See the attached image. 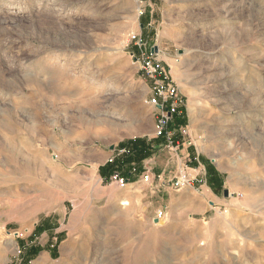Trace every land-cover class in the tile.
Wrapping results in <instances>:
<instances>
[{"label": "rangeland", "instance_id": "374dc122", "mask_svg": "<svg viewBox=\"0 0 264 264\" xmlns=\"http://www.w3.org/2000/svg\"><path fill=\"white\" fill-rule=\"evenodd\" d=\"M132 36L180 91L173 145ZM151 136L168 166L146 181ZM230 247L264 264V0H0V264H235Z\"/></svg>", "mask_w": 264, "mask_h": 264}, {"label": "built area", "instance_id": "2783aa9c", "mask_svg": "<svg viewBox=\"0 0 264 264\" xmlns=\"http://www.w3.org/2000/svg\"><path fill=\"white\" fill-rule=\"evenodd\" d=\"M129 43L137 47L140 55L136 57L133 52L131 56L138 61V68L141 75L150 82L149 91L151 96L147 100V104L155 112L156 137L166 138L167 141H170L172 138L170 136L173 135L168 131L170 124L176 116L182 115L181 107L183 106V99L180 95V91L160 63L154 59V55L148 51L147 45L143 42L141 37L132 36L131 39H129ZM170 144H172L171 141ZM176 146L178 148L179 144ZM149 178L150 176L148 174L144 176L146 181L149 180ZM110 180L121 189L130 185L129 181L123 178L119 172H114ZM193 181L194 178L190 177L182 167L181 175L176 179L174 185L177 188L192 187Z\"/></svg>", "mask_w": 264, "mask_h": 264}, {"label": "crops", "instance_id": "0c3cea01", "mask_svg": "<svg viewBox=\"0 0 264 264\" xmlns=\"http://www.w3.org/2000/svg\"><path fill=\"white\" fill-rule=\"evenodd\" d=\"M175 118H176V121H177L178 118H180V117L179 116H176ZM152 138L153 137L151 136V137H149L147 139L148 142H147L146 145L145 144H140L137 147L139 153L137 152V156L136 155L134 156L136 158H134V161L132 162V164H137L140 167V171L142 173L146 170V171H148V173H151L153 176H155L156 173L158 175H160L159 174L160 171L161 170H164L163 166L164 167L168 166V164H164V158H163V157H166L167 156L166 155L167 150H166V147H163V145H158L156 143L155 144H152L151 146H148V144L151 142V139ZM146 147H148V148L150 147L147 150V152L144 149ZM191 150H193V149L191 148ZM182 153H183V151L181 150L180 151V154H182ZM142 156H143V158L140 160V157H142ZM151 156L154 159L153 158H150ZM176 156L179 157V154L177 152H176ZM147 163H150L151 164V167L150 168H148ZM148 173L147 172H144L143 175L144 174H148ZM141 176L142 175H139V176L134 175L133 177L132 176L131 177L133 178L132 180H134V183H136L137 181H139L138 179H141L142 178ZM216 178H219V175L218 174H216V175L214 174V176L212 174H209V179H211V181L212 180H215ZM195 180L198 181L197 175L194 177V181H193L192 188H194ZM200 182H204V181L201 180ZM204 183H208V182H204Z\"/></svg>", "mask_w": 264, "mask_h": 264}, {"label": "bare ground", "instance_id": "6f19581e", "mask_svg": "<svg viewBox=\"0 0 264 264\" xmlns=\"http://www.w3.org/2000/svg\"><path fill=\"white\" fill-rule=\"evenodd\" d=\"M128 43H129V40H128ZM53 73V72H52ZM55 73V72H54ZM58 73V72H57ZM56 74V73H55ZM60 75V74H59ZM54 77H55V75H53ZM52 76V77H53ZM53 77V78H54ZM62 77H63V75H62ZM50 78H51V76H50ZM58 78V77H57ZM56 79V78H55ZM41 85V84H40ZM39 86V85H38ZM40 88H42V86L40 87ZM58 90V89H57ZM92 90H95L94 88H90V89H87V93L85 92V94H86V96H87V100H86V102H87V105L89 106V104H91V105H94L95 103H93L94 101L92 100V97L94 96V94H96L94 91H92ZM54 91V90H53ZM92 91V92H91ZM96 91V90H95ZM57 92V91H56ZM55 93V92H54ZM108 94V93H107ZM60 95H58V97H59ZM105 96V95H104ZM62 97V96H61ZM89 97V98H88ZM84 101V100H83ZM91 107L92 106H90V108L88 107L87 109H84L83 110V114L84 115H88V116H90L91 118H93V119H97L98 117H100L101 115H100V113H93V112H91ZM90 118V119H91ZM86 119V118H85ZM84 119V120H85ZM82 120V119H81ZM104 121V120H103ZM106 121V120H105ZM97 124V123H96ZM12 190V189H11ZM10 190V191H11ZM6 195V194H5ZM129 205V202H127V201H125L124 200V202L122 203V206H128ZM247 238V237H246ZM233 239V238H232ZM235 243V242H234ZM233 243V244H234ZM243 243V242H242ZM236 244V243H235ZM234 244V245H235ZM232 246V245H231ZM231 249H232V247H230ZM244 248V247H243ZM243 248H238L237 249V247H234L232 250L234 251H232L233 253H231L230 255H232V260L235 262V264H240V263H237V262H239V258H240V256H241V254L244 256L245 254V251L243 250ZM242 249V250H241ZM3 252L1 253L0 252V258H2L3 257ZM247 255V254H246ZM65 257V256H64ZM247 257V256H246ZM252 257H254V256H252ZM251 257V255H250V259L252 258ZM230 258V257H229ZM241 258H243L242 256H241ZM66 259V258H65ZM230 260V259H229ZM252 260V259H251ZM232 262V261H231ZM2 263V262H1ZM61 263V262H60ZM63 263V262H62ZM243 263V262H242ZM36 264H49V261H48V259L47 258H42L39 262H37Z\"/></svg>", "mask_w": 264, "mask_h": 264}, {"label": "trees", "instance_id": "16d2710c", "mask_svg": "<svg viewBox=\"0 0 264 264\" xmlns=\"http://www.w3.org/2000/svg\"><path fill=\"white\" fill-rule=\"evenodd\" d=\"M158 145H160V143L158 144ZM137 152H138V150H136L135 151V155L137 154ZM139 153V152H138ZM143 158V156L142 157H140V160ZM106 175H108V174H106ZM110 175V174H109ZM127 175H130L129 173H127ZM108 178V177H107ZM36 251H37V248H32V249H30L29 250V253H36ZM32 261V259H29L28 261H27V264H30V262ZM25 259H24V261L22 262V264H25Z\"/></svg>", "mask_w": 264, "mask_h": 264}, {"label": "water", "instance_id": "95a60500", "mask_svg": "<svg viewBox=\"0 0 264 264\" xmlns=\"http://www.w3.org/2000/svg\"><path fill=\"white\" fill-rule=\"evenodd\" d=\"M225 195L228 196V191L225 192Z\"/></svg>", "mask_w": 264, "mask_h": 264}]
</instances>
